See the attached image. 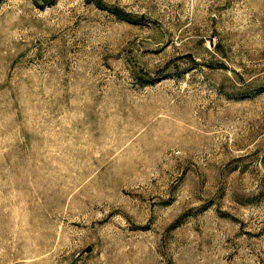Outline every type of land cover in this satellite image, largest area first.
<instances>
[{
  "label": "rangeland",
  "instance_id": "obj_1",
  "mask_svg": "<svg viewBox=\"0 0 264 264\" xmlns=\"http://www.w3.org/2000/svg\"><path fill=\"white\" fill-rule=\"evenodd\" d=\"M0 264H264V0H0Z\"/></svg>",
  "mask_w": 264,
  "mask_h": 264
}]
</instances>
